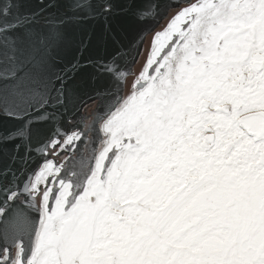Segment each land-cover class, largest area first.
I'll return each mask as SVG.
<instances>
[{
    "label": "snow or ice",
    "instance_id": "snow-or-ice-1",
    "mask_svg": "<svg viewBox=\"0 0 264 264\" xmlns=\"http://www.w3.org/2000/svg\"><path fill=\"white\" fill-rule=\"evenodd\" d=\"M21 8L0 5V77L24 103L13 118L46 112L83 66L61 28L36 30ZM153 45L80 171L54 158L87 130L53 133L23 185L30 124L5 137L25 154L0 164V221L14 223L0 264H264V0L190 2ZM114 65L100 68L126 75ZM22 197L37 220L10 213Z\"/></svg>",
    "mask_w": 264,
    "mask_h": 264
},
{
    "label": "water",
    "instance_id": "water-1",
    "mask_svg": "<svg viewBox=\"0 0 264 264\" xmlns=\"http://www.w3.org/2000/svg\"><path fill=\"white\" fill-rule=\"evenodd\" d=\"M10 2L0 0V5ZM20 2L21 11L31 15L36 30L50 32L61 28L63 45L71 48L83 65L67 79L62 95L51 93L46 112L29 109L27 115L20 113L16 118L9 112H17L24 103L14 86L0 77V164L8 165L10 157L17 152L25 154L22 141L5 137L26 122L31 128V161L17 172L14 180L23 185L44 164L40 149L57 130L62 134L61 139L64 133L87 130L77 143L78 149L71 165L72 169L81 170L82 162L86 164L101 146L103 133L99 129L103 121L99 118L105 117L117 98H126L132 93L133 82L140 78L146 66L156 33L163 32L177 13L195 0ZM88 5L90 7H86ZM61 21L64 23L61 24ZM81 42L84 45L82 54L76 51ZM113 61L125 76L110 74L100 68V64H111ZM17 145H20L19 149ZM15 168L21 169L22 165L17 163ZM2 200L3 197H0ZM9 211L12 215L24 211L33 220L39 218L38 213L29 209V202L23 197L20 204L10 205ZM0 228L11 231L14 223L5 219L0 221Z\"/></svg>",
    "mask_w": 264,
    "mask_h": 264
},
{
    "label": "flooded vegetation",
    "instance_id": "flooded-vegetation-1",
    "mask_svg": "<svg viewBox=\"0 0 264 264\" xmlns=\"http://www.w3.org/2000/svg\"><path fill=\"white\" fill-rule=\"evenodd\" d=\"M72 148V151H65V150H60L59 155L56 156L55 161L57 163H64L68 166L69 169H72V164H73V158L76 156V150L78 149L77 144L68 146Z\"/></svg>",
    "mask_w": 264,
    "mask_h": 264
},
{
    "label": "rangeland",
    "instance_id": "rangeland-1",
    "mask_svg": "<svg viewBox=\"0 0 264 264\" xmlns=\"http://www.w3.org/2000/svg\"><path fill=\"white\" fill-rule=\"evenodd\" d=\"M154 47V46H153ZM168 47H171V43L168 45ZM165 51H167V48L165 49ZM163 55V53H162ZM163 71V70H162ZM41 187H43V185H41Z\"/></svg>",
    "mask_w": 264,
    "mask_h": 264
}]
</instances>
